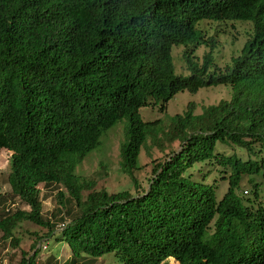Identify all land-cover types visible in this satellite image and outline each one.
I'll use <instances>...</instances> for the list:
<instances>
[{
  "label": "trees",
  "instance_id": "obj_1",
  "mask_svg": "<svg viewBox=\"0 0 264 264\" xmlns=\"http://www.w3.org/2000/svg\"><path fill=\"white\" fill-rule=\"evenodd\" d=\"M204 20L250 21L253 31L222 66ZM201 45L209 50L200 59ZM174 46H184L187 75L176 73ZM219 85L231 97L200 113L190 102L179 114L141 116L151 103L164 112L180 92ZM125 119L121 167L136 189L143 147L179 149L154 162L147 189L97 190L76 169ZM2 148L13 151L12 196L30 206L0 217L14 245V228L28 220L47 238L64 224L55 238L71 250L64 264L111 252L120 264H264V0H0ZM198 164L220 168L226 193L206 174L194 179ZM246 177L250 196L239 192ZM40 184L66 190L67 200L58 195L73 204L70 222L42 214ZM38 254L22 251L20 264H38Z\"/></svg>",
  "mask_w": 264,
  "mask_h": 264
},
{
  "label": "rangeland",
  "instance_id": "obj_2",
  "mask_svg": "<svg viewBox=\"0 0 264 264\" xmlns=\"http://www.w3.org/2000/svg\"><path fill=\"white\" fill-rule=\"evenodd\" d=\"M199 28L205 33V38L213 37L216 41L214 53L216 61L224 66L225 63L230 61L231 56L237 55L242 48L243 44L250 37L253 31V24L250 21L242 20H225V21H210L204 20L199 24ZM209 50L206 45H201L195 51L200 59L204 53ZM184 46H174L173 58L176 73L187 75L188 70L185 66L183 59ZM232 89L230 86L219 85L216 87H206L200 89L197 93L193 94L189 91L178 93L166 105V110L163 112L158 105L151 103L148 106L141 108L140 113L144 121H153L159 118H164L166 114L175 115L182 113L187 108L190 102L196 105V113L202 112L204 106L217 104L221 99H229L231 97ZM166 113V114H165ZM127 120H122L114 126L104 136L102 145L88 155L82 163L77 167V173L90 180H95L97 185L95 189H106L110 193H115L121 190H130L133 194L148 188V179L151 176V170L154 162L164 159L171 148L179 149L178 142L172 146H166L162 151L159 146L143 147L140 153V169L135 171V177L141 185L140 189H136L134 184L127 174L122 172L120 146L124 139V131ZM220 151H227L231 153V147L219 145ZM236 152L246 157V152L240 148ZM12 152L6 149L0 151V217L4 214L10 205H13L11 213L16 210H30V206L25 204L22 200L12 196V190L8 183V174L10 172V157ZM220 168L212 166L211 164H198L194 166L189 172L194 174V179H201L204 174L207 175L206 181L211 184H217L218 193L222 196L226 193L228 181L223 177L220 178ZM187 172V173H189ZM203 179V178H202ZM41 190L40 197L42 199V214L52 220H56L57 224L60 223L58 217L64 216L67 222L71 220L69 213H66L67 208L72 207L71 202L66 203V207L60 203L59 191L64 193V199L67 200L68 193L64 188H59L57 185H43L40 184ZM247 191L249 193H247ZM89 190H85L86 195ZM241 194L250 196V184L248 178L244 179L241 189ZM4 210V211H3ZM54 216L57 219H54ZM63 225L59 224L56 227L55 234L47 238L43 236L47 232V228L39 226L31 221L22 220L14 228L13 234L19 239V243L14 245L11 239H3V232L0 230V264H20L21 252L26 251L33 254L36 249H39L37 257L38 264H49L58 261V264H64L71 259V250L67 243L56 241V236L60 235ZM39 236H43L40 240ZM46 245V247H44ZM34 246V247H33ZM88 262L92 261L94 264H120L116 253L111 252L104 254L99 258L85 257ZM83 258V259H85ZM80 260V261H83ZM95 259V260H93ZM92 263V264H93ZM167 264H179L174 258L168 260Z\"/></svg>",
  "mask_w": 264,
  "mask_h": 264
},
{
  "label": "clouds",
  "instance_id": "obj_3",
  "mask_svg": "<svg viewBox=\"0 0 264 264\" xmlns=\"http://www.w3.org/2000/svg\"><path fill=\"white\" fill-rule=\"evenodd\" d=\"M204 22V21H203ZM174 48V47H173ZM160 107V106H159ZM141 110V109H140ZM119 124V123H118ZM111 130V129H110ZM2 149H6V150H8V151H11V150H9V149H7V148H2ZM1 149V150H2ZM0 150V151H1ZM12 152V154H13V151H11ZM12 154H11V156H12ZM10 161H11V157H10ZM9 175V174H8ZM9 183V182H8ZM10 185V184H9ZM39 187V186H38ZM10 206H13V205H10ZM169 258H173V257H169Z\"/></svg>",
  "mask_w": 264,
  "mask_h": 264
},
{
  "label": "built area",
  "instance_id": "obj_4",
  "mask_svg": "<svg viewBox=\"0 0 264 264\" xmlns=\"http://www.w3.org/2000/svg\"><path fill=\"white\" fill-rule=\"evenodd\" d=\"M61 225H63V226H64V224H61ZM44 247H46V245H45Z\"/></svg>",
  "mask_w": 264,
  "mask_h": 264
}]
</instances>
